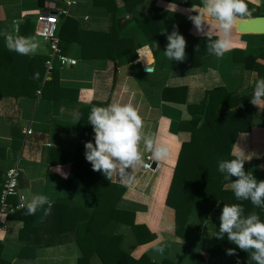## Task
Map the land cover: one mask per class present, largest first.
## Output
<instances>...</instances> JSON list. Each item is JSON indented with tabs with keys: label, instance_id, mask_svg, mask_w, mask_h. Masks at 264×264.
I'll list each match as a JSON object with an SVG mask.
<instances>
[{
	"label": "crops",
	"instance_id": "1",
	"mask_svg": "<svg viewBox=\"0 0 264 264\" xmlns=\"http://www.w3.org/2000/svg\"><path fill=\"white\" fill-rule=\"evenodd\" d=\"M246 1L251 13L246 17L264 16V0ZM112 5L120 19H132L121 30V36L132 38L137 53L135 60L130 62L125 56L115 60L84 59L77 42H65L64 50L77 59V64L56 68L60 87L51 89L49 94L61 93L59 98L44 96L42 91L38 94V89L31 95L0 98V190L6 171L16 166L19 192L29 198L30 194H43L49 200V204L34 215H27L24 206L7 214L0 213V258L9 264H103L96 252L80 262L82 251L75 241L77 225L72 210L92 209L93 198L90 193L66 184L81 132L79 110L92 100L131 103L143 119V131L166 142L170 148L169 157L155 161V166L149 170L143 165L127 169L133 180L129 181L127 175L111 178L125 186L116 204L120 220L116 219L109 230L121 236V249L136 259L145 256L153 264L157 246H165L172 238L181 237L184 243L180 251L178 245L165 246L164 257L158 264H212L213 251L224 248V241L215 236L223 201L209 213L194 210L185 228L176 229L175 211L166 204V197L181 144L179 122L185 111L181 105L163 102L161 92L164 87L184 86L186 104L200 102L205 91L215 86L252 93L255 80L264 78V58L254 71H247L243 62L234 58L233 50L242 55L259 52L264 48V34L237 32L234 27L232 48L222 58L203 55L200 65L175 69V61L165 56V46L153 55L149 40L134 20L144 17L154 6L176 7L185 14L195 15L191 7L165 0H113ZM64 7V0H44L42 6L38 0H0V35L13 33L27 16L34 18L45 14L46 10L59 12ZM66 16L89 30H107L109 26L108 8L97 0H77ZM34 31L35 25L28 36L39 40L40 48L35 54L25 56L47 57L48 42ZM189 32L205 36L197 32L193 22ZM140 49L144 50L142 56ZM33 67L36 74L42 75L40 85H43L45 69L42 72L38 62ZM17 70L28 76L27 64ZM254 109L250 130L237 135L231 153L241 149L245 155H250L251 159L245 162L248 172L261 181L264 180V105ZM27 129L31 131L28 133ZM141 150L143 160L147 154L152 156L143 151V145ZM7 201L10 207H15L18 195L9 196ZM131 222L142 228L136 232ZM139 236L144 241L139 240Z\"/></svg>",
	"mask_w": 264,
	"mask_h": 264
},
{
	"label": "trees",
	"instance_id": "2",
	"mask_svg": "<svg viewBox=\"0 0 264 264\" xmlns=\"http://www.w3.org/2000/svg\"><path fill=\"white\" fill-rule=\"evenodd\" d=\"M44 0H38L40 6ZM103 2L109 11V26L107 30H89L80 26L79 22L69 16L59 15L58 35L63 43L77 42L81 49L82 58H108L115 60L125 56L130 62L137 58L132 38L121 36V30L132 19H120L117 9L112 5L113 0H97ZM173 4L190 8L201 4V0H165ZM245 3L247 1L245 0ZM248 7L249 4L247 3ZM249 13V12H248ZM251 13L243 16H250ZM182 9L168 6H154L140 19L134 21L141 28L150 43L153 55L166 46L164 33L173 31V27L186 40V59L174 62V68H189L200 65L201 56L208 55L206 37L192 35L189 32L192 21ZM61 19V21H60ZM35 17L27 16L19 25V34L28 36L33 33ZM14 33V32H13ZM215 38V36H213ZM65 51V50H64ZM241 53V54H237ZM240 55V56H238ZM235 59L243 62L247 71H254L264 58V48L255 54L242 55L233 50ZM45 56L26 57L6 47L3 34L0 35V98L3 96H25L33 94L35 89H41L44 96L59 98L61 93L50 95L55 87H60L58 71L51 73V78L40 85L41 74H36L33 64L40 63L44 71ZM28 66V76H23L17 68ZM42 64V65H41ZM186 88L164 87L161 92L163 102L183 106L185 116L179 122L181 138L180 149L175 163L173 176L166 197V204L175 211L176 229L185 225L194 210L209 213L220 201L224 204H241L244 214L251 212L259 214L264 221V210L256 208L249 200H237L230 190L228 181L218 171V161L232 159L231 149L237 135L251 128L254 115V105L250 102L252 93L229 90L225 86H215L207 89L198 103H185ZM108 101L92 100L79 110L81 132L76 149L71 160V167L66 178V184L77 190L88 192L93 198V208H75L76 237L82 251L80 262L86 261L96 252L103 264H151L147 257L133 258L120 247L121 236L111 233L112 223L120 220L116 204L125 189L124 185L106 178L102 172L93 171L92 165L85 159L84 144L94 142V132L88 123V116L93 106H107ZM264 125V120H263ZM248 172L249 166L244 165ZM235 180V177H232ZM119 216V219H118ZM123 219L124 216H121ZM117 219V220H116ZM131 221V220H129ZM137 232L142 226L131 222ZM151 237L149 233V238ZM139 240H143L140 236ZM145 239V238H144ZM224 248L215 253L212 264H255L247 252L241 251L230 243L227 236L223 239ZM144 241V240H143ZM235 248L237 255L229 256L226 249ZM23 254V252L21 253ZM24 255V254H23ZM0 264H9L0 258Z\"/></svg>",
	"mask_w": 264,
	"mask_h": 264
},
{
	"label": "clouds",
	"instance_id": "3",
	"mask_svg": "<svg viewBox=\"0 0 264 264\" xmlns=\"http://www.w3.org/2000/svg\"><path fill=\"white\" fill-rule=\"evenodd\" d=\"M190 11L195 15L188 18L197 32L205 35L208 53L218 58H222L231 50L232 32L238 19L249 14L245 0H201V5L192 6ZM164 34L167 39L165 56L172 61H184L187 43L184 36L175 26L173 31ZM3 36L8 50L20 55H33L40 48V41L34 36L20 35L18 26L14 33L4 32ZM138 52L142 56L144 50L140 49ZM250 98L252 105L259 108L264 105V78L255 80ZM88 123L93 128L94 142H85V159L92 165L93 171L102 172L109 180L113 175L121 178L127 175L129 181L134 179L126 170H133L144 164L141 145L143 151L152 154L154 161L165 160L170 155L166 142L143 131V119L131 103L115 102L107 106H93ZM232 154L234 158L218 161V171L223 174L224 180L229 182L227 187L237 200H249L254 207L264 210V180L258 181L251 172H246L244 167L251 156L245 155L241 149H234ZM232 177L236 179L233 180ZM21 199L25 201L27 215H34L39 208L49 204L48 197L38 193L30 194V198L22 196ZM219 220L216 238L223 239L226 235L230 243L250 255L251 261L264 264V221L259 214L251 212L245 215L241 204H224ZM183 243V238L174 237L165 246L175 244L179 246L180 251ZM165 246H157L154 249L153 264H158L164 257ZM226 254L237 255L236 249H226Z\"/></svg>",
	"mask_w": 264,
	"mask_h": 264
},
{
	"label": "built area",
	"instance_id": "4",
	"mask_svg": "<svg viewBox=\"0 0 264 264\" xmlns=\"http://www.w3.org/2000/svg\"><path fill=\"white\" fill-rule=\"evenodd\" d=\"M77 0H64L65 7L61 11L54 14H40L35 17V35L39 38L48 42L49 52L44 60V69H45V81L51 78V73L56 68L72 67L77 64V59L69 56L66 51L62 49L61 39L58 35V23L59 15H68L69 8L76 4ZM41 89L37 90L39 94ZM31 130L27 129L29 133ZM152 156L150 154L145 155L144 157V169L152 168ZM18 177L19 172L16 166L9 168L3 180L0 190V213L7 214L12 212L15 208H20L24 206L25 201L21 199L23 195L22 192H19L18 188ZM18 195V203L15 207H10L7 198L11 195Z\"/></svg>",
	"mask_w": 264,
	"mask_h": 264
},
{
	"label": "water",
	"instance_id": "5",
	"mask_svg": "<svg viewBox=\"0 0 264 264\" xmlns=\"http://www.w3.org/2000/svg\"><path fill=\"white\" fill-rule=\"evenodd\" d=\"M46 14H57L55 10H46ZM237 32H257L264 34V16L241 17L235 25ZM155 166V161H152V167Z\"/></svg>",
	"mask_w": 264,
	"mask_h": 264
}]
</instances>
